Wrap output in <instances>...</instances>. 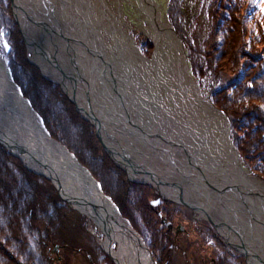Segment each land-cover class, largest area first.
Listing matches in <instances>:
<instances>
[{"label": "bare ground", "instance_id": "bare-ground-1", "mask_svg": "<svg viewBox=\"0 0 264 264\" xmlns=\"http://www.w3.org/2000/svg\"><path fill=\"white\" fill-rule=\"evenodd\" d=\"M12 1L30 59L48 79L62 85L81 116L95 125L106 154L129 179L181 206L201 226L209 225L240 260L264 264V251L257 250L259 244L264 247V227L252 219L264 226V183L239 167L232 125L201 87L191 83L184 56L177 54L179 44L183 51L182 40L168 19L160 25L152 18L146 27L145 33L157 46L149 59L122 16L117 19L116 0ZM107 1L110 7L105 6ZM112 24L121 29L124 41L117 52L100 39L101 31H111ZM1 56L0 143L28 168L50 179L68 204L87 215L99 230L112 264H156L155 258L149 256V262L145 251L133 248L107 223L101 209L112 211V203L93 173L67 146L31 131V126L40 128L45 122L11 78ZM166 75L172 80L171 90L179 91L169 97L175 107L165 100L169 88L161 78ZM132 77L139 83L138 94L131 87ZM37 146L52 154L51 165L45 164ZM180 147L191 151L190 162ZM73 164L84 169H73ZM207 172L210 176H205ZM114 224L122 228L117 215Z\"/></svg>", "mask_w": 264, "mask_h": 264}, {"label": "rangeland", "instance_id": "rangeland-1", "mask_svg": "<svg viewBox=\"0 0 264 264\" xmlns=\"http://www.w3.org/2000/svg\"><path fill=\"white\" fill-rule=\"evenodd\" d=\"M116 1L117 19L122 16L139 50L149 59L157 46L145 33L146 27L152 18L160 25L168 19L184 46L185 53L178 45V56H184V65L190 67V63L195 83L209 92L232 125L240 162L250 176L264 183V0ZM0 55L55 140L67 146L99 180L158 264H248L209 225L201 226L183 213L181 206L163 200L151 208L160 199L158 193L131 182L106 154L95 125L81 116L62 85L48 79L30 59L12 0H0ZM161 83L169 88L165 100L175 107L169 97L179 94L178 89L171 90L168 75ZM0 146L15 159L0 152L3 177L15 178L0 182V188L5 187L0 199L4 212L0 216V264H112L99 230L87 215L68 204L50 179L29 170L34 176L29 174L23 180L13 168L26 169L24 163ZM164 221L172 223L173 230Z\"/></svg>", "mask_w": 264, "mask_h": 264}, {"label": "water", "instance_id": "water-1", "mask_svg": "<svg viewBox=\"0 0 264 264\" xmlns=\"http://www.w3.org/2000/svg\"><path fill=\"white\" fill-rule=\"evenodd\" d=\"M105 6H107V7H110V5H109V2L107 1L106 3H105ZM117 26V25H116ZM114 24H112V29H111V31H109V30H107L106 28L105 29H103V31H104V34H105V32H106V35L103 37V35L101 34V37L102 38H100L101 40H103V42L110 48V46H114V48H115V51L117 52L118 51V45H120V46H123L122 44H121V42L123 43L124 41H123V39L121 40L120 38H121V29L117 26L116 27ZM110 35V36H109ZM108 42H109V44H108ZM124 47V46H123ZM118 58H119V56H118ZM188 67V66H187ZM189 77H190V81H191V83L194 85V87H196V88H199V86H198V84H196L195 83V81L193 80V77L191 76V73H190V67H189ZM130 80V82H131V87L133 88V89H135V90H137L136 91V94H138L139 93V90H138V87H139V83H138V81L136 80V79H134V77H132V79H129ZM125 87H126V80H125V83H124V89H125ZM30 103V102H29ZM211 104V103H210ZM213 105V104H212ZM213 107L214 108H216L217 110H218V112H220V114L221 115H223L224 114V112H222L221 110H219L217 107H215L214 105H213ZM224 117H225V115H223ZM157 119L159 118V117H156ZM20 121H22V122H24V120L23 119H21ZM43 123V122H42ZM30 129H31V131H38L39 132V135L40 136H42V137H46L47 138V140H55V139H53V137L51 136V134L49 133V131L47 130V128L45 127V125H44V123H43V126H40V128H36V127H33V126H31L30 127ZM227 131H228V129H227ZM156 132L157 133H159V130H157L156 129ZM41 133V134H40ZM165 134L168 136V137H170L171 139H173V140H175L176 142H177V140L171 135V134H169L168 132H165ZM56 142H58L59 144H61L59 141H57V140H55ZM178 143V142H177ZM2 144V143H1ZM3 145V144H2ZM38 145V144H37ZM37 152H38V154H40V156L43 158V160H44V162H45V164H47V165H51L53 162H54V158H53V156H52V154L49 152V151H43V149H42V147H40V146H37ZM180 149L183 151V152H185V155L183 156V158L186 160V161H188V162H190L189 160H190V158H193V154L191 153V151L190 150H188L187 148H185V147H180ZM13 155H15V154H13ZM16 156V155H15ZM17 157V156H16ZM18 158V157H17ZM235 158H236V161L239 163V167H241V168H243V170H245V171H247L246 169H245V167L242 165V163L240 162V159H239V156H238V154H237V151L235 150ZM193 162H194V160H192ZM195 163H193V165H194ZM26 166V165H25ZM27 167V166H26ZM72 167H73V169H77V168H79V167H81V168H83L82 166H76V165H72ZM28 168V167H27ZM196 168H198L197 167V165H196ZM28 169H30V168H28ZM84 169V168H83ZM32 172H34L32 169H30ZM34 173H36V174H38V175H41V174H39V173H37V172H34ZM205 174H207V175H209L210 176V174H209V172H207V173H205ZM52 186L54 187V188H56L54 185H53V183H52ZM227 187V189L228 190H231V187L229 186V185H227L226 186ZM231 194H229V195H227V198L228 199H230L231 197ZM104 197H106V198H108L110 201H111V203H112V211L111 210H108V209H101V211H103L102 212V214L105 216V218H106V220H107V223L108 224H110L111 225V227H112V230H114V232H117L118 234H119V236L121 237V239H123V240H129L130 241V245L133 247V248H136V249H138V250H140L141 252H143V251H145L147 254H146V257L148 258V261L149 262H152L151 261V259H149V256H151L153 259H154V256H153V254H152V252H151V250H150V248L147 246V244H146V242L144 241V239H143V237L141 236V234L140 233H138L132 226H131V224L130 223H128L127 221H126V219L125 218H123V216L121 215V213L116 209V206H115V204H114V202L107 196V195H104ZM161 198L157 201V202H153V203H151V205L153 206V205H155L156 203H159V202H161ZM115 215H117V217H118V219L120 220V222H121V224H122V228H117L116 226H115V224H114V217H115ZM255 222H258L259 223V225L261 226V227H264L263 226V224L260 222V221H258V220H256L255 218H252ZM162 223V222H161ZM162 224H165L166 226H168L169 227V229H172L173 227L171 226V224L172 223H170V224H168V223H166L165 221L162 223ZM126 230H128V234L126 233ZM229 238V237H228ZM251 238L253 239V240H256L257 238H256V236H254V235H252L251 236ZM229 240H230V238H229ZM257 250L258 251H264V247L262 246V245H258V247H257ZM258 256V255H257ZM155 260V259H154ZM155 263L157 264V262L155 261Z\"/></svg>", "mask_w": 264, "mask_h": 264}, {"label": "trees", "instance_id": "trees-1", "mask_svg": "<svg viewBox=\"0 0 264 264\" xmlns=\"http://www.w3.org/2000/svg\"><path fill=\"white\" fill-rule=\"evenodd\" d=\"M21 88V87H20ZM22 90V89H21ZM23 91V90H22ZM24 93V92H23ZM25 96V95H24ZM216 105H218L217 103H216ZM40 115V114H39ZM42 117V116H41ZM43 118V117H42ZM44 120V119H43ZM45 122V121H44ZM45 125H46V123H45ZM46 127H47V125H46ZM48 128V127H47ZM49 130V129H48ZM49 132H50V130H49ZM50 134L53 136V133L52 132H50ZM0 152L2 153V154H4L8 159H11V160H13V161H15V159L13 158V156L9 153V152H7L2 146H0ZM14 163V162H13ZM14 164H16V163H14ZM18 167H21V166H19L18 164H16ZM10 170H11V168H9ZM13 170H15L16 172H20L21 173V176L23 177H21L23 180L24 179H26L25 177H27V175H29V174H31V175H33L29 170H27V169H23V168H13ZM34 176V175H33ZM20 178V179H21ZM21 179V180H22ZM2 180H5V182H7V181H14L15 180V178H4L3 177V175H2V172L0 171V182L2 181ZM122 184V183H121ZM5 188V187H4ZM3 187L2 188H0V199L2 198V196H3V193L1 192L3 189H4ZM138 201H140V199H138L137 200V202ZM3 214H4V212L2 211V210H0V216L3 218ZM229 256H230V258L232 259V260H235L234 258H233V254H229V253H227Z\"/></svg>", "mask_w": 264, "mask_h": 264}, {"label": "flooded vegetation", "instance_id": "flooded-vegetation-1", "mask_svg": "<svg viewBox=\"0 0 264 264\" xmlns=\"http://www.w3.org/2000/svg\"><path fill=\"white\" fill-rule=\"evenodd\" d=\"M160 204H161L160 202H159V203H156L155 205L151 206V208L155 209V208L158 207ZM170 230H173V228L170 229Z\"/></svg>", "mask_w": 264, "mask_h": 264}]
</instances>
